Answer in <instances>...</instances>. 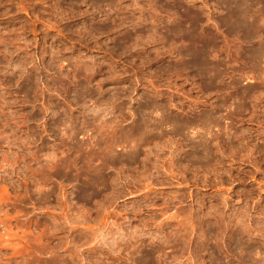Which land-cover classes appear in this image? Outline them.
<instances>
[{"label": "rangeland", "instance_id": "1", "mask_svg": "<svg viewBox=\"0 0 264 264\" xmlns=\"http://www.w3.org/2000/svg\"><path fill=\"white\" fill-rule=\"evenodd\" d=\"M0 264H264V0H0Z\"/></svg>", "mask_w": 264, "mask_h": 264}, {"label": "bare ground", "instance_id": "2", "mask_svg": "<svg viewBox=\"0 0 264 264\" xmlns=\"http://www.w3.org/2000/svg\"><path fill=\"white\" fill-rule=\"evenodd\" d=\"M175 35V34H174ZM204 59V58H203ZM203 66V65H202ZM188 129V128H187Z\"/></svg>", "mask_w": 264, "mask_h": 264}]
</instances>
